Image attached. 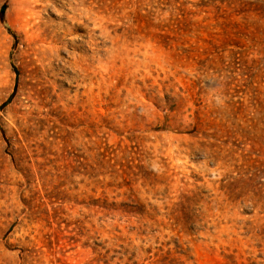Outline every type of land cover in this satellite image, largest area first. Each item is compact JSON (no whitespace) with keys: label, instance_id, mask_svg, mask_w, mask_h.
Returning <instances> with one entry per match:
<instances>
[{"label":"rangeland","instance_id":"374dc122","mask_svg":"<svg viewBox=\"0 0 264 264\" xmlns=\"http://www.w3.org/2000/svg\"><path fill=\"white\" fill-rule=\"evenodd\" d=\"M0 264H264V0H0Z\"/></svg>","mask_w":264,"mask_h":264},{"label":"trees","instance_id":"16d2710c","mask_svg":"<svg viewBox=\"0 0 264 264\" xmlns=\"http://www.w3.org/2000/svg\"><path fill=\"white\" fill-rule=\"evenodd\" d=\"M1 13H2V10H1Z\"/></svg>","mask_w":264,"mask_h":264}]
</instances>
